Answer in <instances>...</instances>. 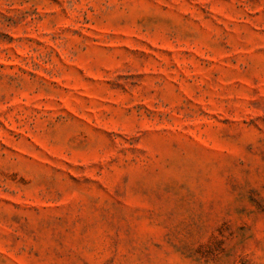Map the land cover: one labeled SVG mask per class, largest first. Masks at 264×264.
<instances>
[{
	"label": "rangeland",
	"instance_id": "obj_1",
	"mask_svg": "<svg viewBox=\"0 0 264 264\" xmlns=\"http://www.w3.org/2000/svg\"><path fill=\"white\" fill-rule=\"evenodd\" d=\"M0 264H264V0H0Z\"/></svg>",
	"mask_w": 264,
	"mask_h": 264
}]
</instances>
